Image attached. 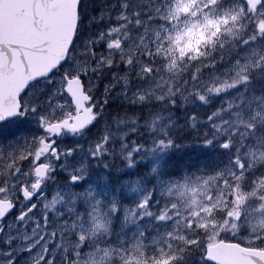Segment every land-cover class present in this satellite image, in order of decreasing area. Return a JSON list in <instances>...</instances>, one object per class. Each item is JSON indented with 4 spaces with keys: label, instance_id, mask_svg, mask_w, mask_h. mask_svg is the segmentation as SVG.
<instances>
[{
    "label": "snow or ice",
    "instance_id": "1",
    "mask_svg": "<svg viewBox=\"0 0 264 264\" xmlns=\"http://www.w3.org/2000/svg\"><path fill=\"white\" fill-rule=\"evenodd\" d=\"M0 5V264H217V249L264 264V0ZM196 17L212 30L176 50ZM112 99L126 106L91 135ZM193 141L227 162L170 172Z\"/></svg>",
    "mask_w": 264,
    "mask_h": 264
},
{
    "label": "trees",
    "instance_id": "2",
    "mask_svg": "<svg viewBox=\"0 0 264 264\" xmlns=\"http://www.w3.org/2000/svg\"><path fill=\"white\" fill-rule=\"evenodd\" d=\"M99 4L100 0H85V6H86V10L91 8L93 6V4ZM89 31V27L85 24V26L82 28L81 30V40L86 37L87 33ZM102 86H103V81L101 82V89L98 90L97 95H100V92L102 91ZM231 95V94H229ZM221 97H217L215 99L212 100V102L208 105H203V104H197V105H193V106H189L183 110L178 109L177 110V114L181 115L182 112H197L202 118H206L210 112L212 110H214L221 101ZM126 105L119 99H112L109 101V103L107 105H105V114H102L101 117L98 119L99 122L104 123L105 120V116H107V118H111V115L113 114V112L115 111H119L121 110L123 107H125ZM130 110L131 106H129ZM187 117L181 115V121L183 122ZM200 128H205L207 127V124L205 123H201L199 124ZM91 135H99L101 133V125L100 124H94L92 128H90ZM194 135L193 131L191 129H189L184 136H180L178 137V143H183L184 139L186 138H190ZM171 154H175L174 156H172V158L174 160H177V164H180L182 162H186L188 160V158H192L189 159L187 164H190L192 162H195L199 159H204V158H211L213 157L215 161L219 160L220 158L224 157L227 154V151L223 150V149H214L208 146H204L201 145L199 143H195V141H193L192 144L190 145H185L181 148L175 149L173 151L170 152ZM152 163V161L147 162H141L138 165L137 168V172L141 169H148L150 167V164ZM135 172L129 171L127 173H125V175H135ZM130 187V186H129ZM125 196L126 200H130L132 198H134L135 194L133 193L131 196L122 193Z\"/></svg>",
    "mask_w": 264,
    "mask_h": 264
},
{
    "label": "rangeland",
    "instance_id": "3",
    "mask_svg": "<svg viewBox=\"0 0 264 264\" xmlns=\"http://www.w3.org/2000/svg\"><path fill=\"white\" fill-rule=\"evenodd\" d=\"M197 21H198V23H197ZM219 26H220L219 24L216 25V27H219ZM224 26L226 28H231L232 32L238 31V29L233 27L231 24H225ZM182 27H183V25H182ZM212 28H213V25L208 24L206 21L203 20L202 17L189 18V27L184 30L183 34L180 35L178 39H176L175 49L179 50V51H190L193 47H195V45L197 43H199L200 41L205 39V34L210 32L212 30ZM230 38H231L230 34L227 31L222 36V39H230ZM212 47H214V45L209 44V48H212ZM172 54L175 57V53L173 52ZM33 88L35 91L38 92L41 88H50V86L41 82V83H37V84L33 85ZM96 124L101 125V132H102L104 123L99 122L97 120ZM23 126H24L23 123L17 124V127H23ZM30 129L32 131H37V132L39 131L36 128L35 124H31ZM89 131H90V129H89ZM90 138H91V136L83 135V136L71 138L70 142L71 143H83V144L87 145L88 139H90ZM69 139L70 138H66V140H69ZM174 155L175 154L169 153L166 157H163L165 164L171 165L169 171L172 172L173 174L179 173L185 167L188 168L190 171L199 168L201 165H206L210 168L219 167V166L223 165L224 163H226L227 159H228V153H227L224 157L220 158L217 161H215L214 158L211 157V158L199 159L195 162L187 164L188 160L192 159V158H188V160L186 162H182L180 164H177L176 163L177 160H174L172 158V156H174ZM82 158H83V154L77 153L72 159L76 162H79V160H81ZM158 158H160V157H158ZM4 172H6V169L0 168V175L4 174ZM98 174L99 173L97 172L96 175H98ZM197 174H199V173H197Z\"/></svg>",
    "mask_w": 264,
    "mask_h": 264
},
{
    "label": "water",
    "instance_id": "4",
    "mask_svg": "<svg viewBox=\"0 0 264 264\" xmlns=\"http://www.w3.org/2000/svg\"><path fill=\"white\" fill-rule=\"evenodd\" d=\"M0 14H2V5H0ZM0 39H2V33H0ZM48 59L49 61H51V58H48ZM33 63L37 67H42L45 61L41 60L39 57H33ZM70 87L74 92H76L77 85L75 84V82H73L70 85ZM77 98H79L78 95H77ZM0 107H2V102H0ZM214 256L217 261V264H240V258L238 254H233L228 251L217 249L214 251Z\"/></svg>",
    "mask_w": 264,
    "mask_h": 264
}]
</instances>
